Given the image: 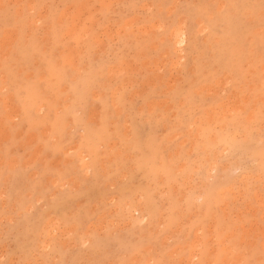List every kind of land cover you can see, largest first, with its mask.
<instances>
[{
  "label": "rangeland",
  "instance_id": "1",
  "mask_svg": "<svg viewBox=\"0 0 264 264\" xmlns=\"http://www.w3.org/2000/svg\"><path fill=\"white\" fill-rule=\"evenodd\" d=\"M0 264H264V0H0Z\"/></svg>",
  "mask_w": 264,
  "mask_h": 264
}]
</instances>
